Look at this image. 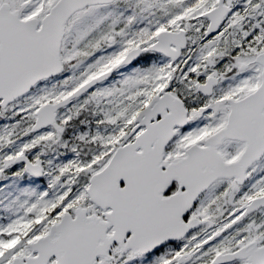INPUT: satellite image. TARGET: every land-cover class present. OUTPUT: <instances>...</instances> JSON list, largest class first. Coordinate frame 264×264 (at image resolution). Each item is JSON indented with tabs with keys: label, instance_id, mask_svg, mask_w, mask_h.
I'll return each mask as SVG.
<instances>
[{
	"label": "snow or ice",
	"instance_id": "obj_1",
	"mask_svg": "<svg viewBox=\"0 0 264 264\" xmlns=\"http://www.w3.org/2000/svg\"><path fill=\"white\" fill-rule=\"evenodd\" d=\"M0 264H264V0H0Z\"/></svg>",
	"mask_w": 264,
	"mask_h": 264
}]
</instances>
